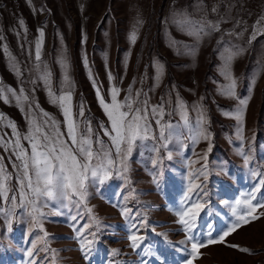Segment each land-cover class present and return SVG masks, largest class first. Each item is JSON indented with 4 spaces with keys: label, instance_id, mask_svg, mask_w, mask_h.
<instances>
[{
    "label": "rangeland",
    "instance_id": "374dc122",
    "mask_svg": "<svg viewBox=\"0 0 264 264\" xmlns=\"http://www.w3.org/2000/svg\"><path fill=\"white\" fill-rule=\"evenodd\" d=\"M20 5L18 0H0V89L7 96V102L0 97L5 118L0 136L13 142L12 147L16 136L9 122L22 137L31 120L51 117L66 133L65 117L52 103L49 87L56 95L71 91L80 128L90 122L93 139L99 136L105 143L110 121L99 97L110 101L113 87L120 89L121 101L139 92V101L146 100L149 109L163 105V116L149 111L150 138L133 145L126 172L121 167L122 175L114 171L102 183L89 177L84 200L72 196L71 202H50L38 223L26 201L24 208L18 206L13 163L19 161L0 147L12 174L10 195L17 196V206L0 201V207L14 211L10 230L9 216L0 213V264H187L193 243L207 246L192 264H264V207L256 208L258 219L248 217L250 222H241L223 242L207 243L237 223V215L248 211L246 201L264 204V35L249 43L253 26L264 16V0H36L32 22ZM180 11L193 19L206 15L213 22H227L197 41L174 23V13ZM18 19L23 23L10 31L11 21ZM36 27L44 33L40 61L35 59L41 40ZM245 28L240 38L227 34ZM226 47L243 49L231 64L237 98L221 94L227 83L221 56ZM157 64L162 65L159 81ZM36 65L50 72L48 84ZM18 96L27 100L18 102ZM240 99H248L242 122L234 118ZM179 101L187 107L188 126ZM198 110L203 112L202 126L197 124ZM165 124L172 127L161 140ZM21 143L30 148L27 140ZM184 211L190 231L181 222ZM132 235L139 238L138 247H133ZM86 240L92 244L82 249Z\"/></svg>",
    "mask_w": 264,
    "mask_h": 264
},
{
    "label": "snow or ice",
    "instance_id": "6c2138e0",
    "mask_svg": "<svg viewBox=\"0 0 264 264\" xmlns=\"http://www.w3.org/2000/svg\"><path fill=\"white\" fill-rule=\"evenodd\" d=\"M201 11L205 12L201 6ZM213 12H217L216 7L212 8ZM174 23L177 27L184 31L187 35L194 37L197 41L201 40L204 36L211 34L212 32L220 31V24L227 22L224 19L213 22L208 20L206 15H202L200 19H193L191 14L187 11H180L174 13ZM23 23V22H21ZM236 27H239V22ZM243 31L237 33L234 30L227 32L228 35H235L238 38L242 37ZM258 35H264V16H261L256 24L253 26V32L249 38V43L255 40ZM44 33L41 30V40L37 42L35 59L41 60L40 45L43 40ZM136 33L131 34V40L133 43L136 41ZM2 39V37H0ZM5 51H7L5 47ZM243 49L233 51L232 48L226 47L224 52L221 54L223 60L222 75L224 76L227 83L221 86V94L229 98L236 97V80L231 73V64L233 59L242 52ZM67 70V64H64ZM157 81L160 79V73H162V65L157 64ZM15 68V66H14ZM37 71L41 72L40 78L45 81L46 84L50 80V72L44 70L41 71L40 65H36ZM19 75V70L16 69ZM65 81H70L65 74ZM255 81H253V84ZM12 91V90H10ZM120 89L113 87L111 90V100L105 101L100 96L99 102L103 107L105 114L110 121V127L104 128V135L109 138V142L105 141L96 136L93 139V132L89 124L82 130L78 123L77 116L74 115L71 106L72 94L71 91H64L61 95H56L51 91L49 87V95L52 97V103L56 104L61 108L62 113L65 117L66 133L60 132L58 128V122L48 117L47 113H44L48 119L43 122H39L35 119L30 121V129L27 134L21 137L20 132L14 123L9 122L8 126L12 128L13 133L16 136L14 141L15 147H12L11 141L5 140L3 136H0V147H3L5 151H10L12 156L15 157L19 164L13 163V168L17 169V189L21 203L18 205L24 208V201L30 206L29 215L32 219L39 222L38 217L43 215L42 208L47 207L50 202H56L60 204L62 201H72V196H78L80 200H84L86 196V181L89 177L93 179H99L102 183L104 180L111 177L114 171L120 173L122 167L124 172L127 171L126 161L128 155L132 151L133 145L137 141H144L150 138L149 133V122L148 113L149 111L153 115L163 116V105L153 106L151 109L147 107V101H139L140 93L137 92L135 98L129 95L125 100L121 101L118 99ZM131 93V89H129ZM13 94L15 95L14 91ZM99 96V89H97ZM0 97L4 98L7 102V96L4 95V90L0 89ZM27 100V97H17V101ZM163 99V98H162ZM248 104V99H240L237 106L234 118L238 122L243 121L244 109ZM178 109L181 118L188 126L189 116L186 105L183 101L178 102ZM200 111V110H198ZM83 109L79 112V116H83ZM225 115H230L225 113ZM5 119L0 114V120ZM203 112L200 111V115L197 119L198 126H202L204 123ZM157 124H160V120H156ZM103 127V125H101ZM171 124L162 125L160 128V139H165V131L171 128ZM199 135L203 136L204 139H209L203 131H200ZM65 136L67 137L65 139ZM155 139V136L151 137ZM21 139L29 142L30 148H25L21 143ZM162 146L167 147V144ZM208 151H211V145H209ZM241 155L244 153L241 151ZM12 157L10 156L9 159ZM170 158V155H169ZM206 158V157H205ZM4 157L0 156V201L4 204L16 205L17 196L10 195L12 192V186L10 181L12 174L7 171V166L3 163ZM245 163L248 162V156H244ZM31 195L32 199H29ZM255 199V197H252ZM239 203V202H238ZM248 211L242 215H237V223H234L228 231L221 235L219 240H209L208 244H214L223 242L224 237L235 231L239 227L240 223H249L248 217L253 220L259 217L255 216V210L257 207H264V204L252 205L251 201L245 202ZM39 205V206H38ZM196 208L202 207L201 205H195ZM91 211V209H89ZM0 213L9 216V230L11 228V217L14 215L13 212H8L7 209L0 207ZM188 215V211H184L180 214L181 222L187 226L190 231L192 225L188 223L184 217ZM45 235H47L45 233ZM130 239L133 241V247L139 245L136 241L139 239L136 235H132ZM189 239H193L189 237ZM92 241L86 240L81 242V248L87 249ZM204 243H193L192 244V259H195L199 254V249L206 247ZM233 248H239L238 245H229ZM240 251L248 252L249 249L240 248ZM32 253L29 252V256ZM192 259L187 261V264H192Z\"/></svg>",
    "mask_w": 264,
    "mask_h": 264
},
{
    "label": "crops",
    "instance_id": "0c3cea01",
    "mask_svg": "<svg viewBox=\"0 0 264 264\" xmlns=\"http://www.w3.org/2000/svg\"><path fill=\"white\" fill-rule=\"evenodd\" d=\"M19 3H21V7L24 10V13H26L27 16H29L28 18L30 19V22H32V16H33V10H35V6H36V0H18ZM7 6V4H6ZM25 15V14H24ZM21 19H18L16 21H11L12 23V28H9L10 31H15L16 27L15 26H21L20 25ZM0 24H2V21H0ZM41 32V28L40 27H36L35 30V34L40 35Z\"/></svg>",
    "mask_w": 264,
    "mask_h": 264
},
{
    "label": "trees",
    "instance_id": "16d2710c",
    "mask_svg": "<svg viewBox=\"0 0 264 264\" xmlns=\"http://www.w3.org/2000/svg\"><path fill=\"white\" fill-rule=\"evenodd\" d=\"M262 108H263V104H261V107L259 108L257 121H259V119H261L260 116H261Z\"/></svg>",
    "mask_w": 264,
    "mask_h": 264
}]
</instances>
